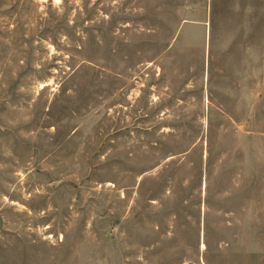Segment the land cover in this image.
Instances as JSON below:
<instances>
[{"label":"rangeland","instance_id":"obj_1","mask_svg":"<svg viewBox=\"0 0 264 264\" xmlns=\"http://www.w3.org/2000/svg\"><path fill=\"white\" fill-rule=\"evenodd\" d=\"M0 264H264V0H0Z\"/></svg>","mask_w":264,"mask_h":264}]
</instances>
